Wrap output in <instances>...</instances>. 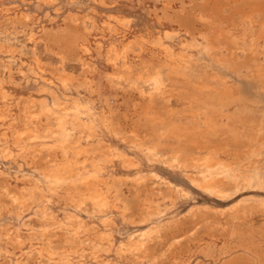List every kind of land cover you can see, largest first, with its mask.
<instances>
[{
    "label": "bare ground",
    "instance_id": "6f19581e",
    "mask_svg": "<svg viewBox=\"0 0 264 264\" xmlns=\"http://www.w3.org/2000/svg\"><path fill=\"white\" fill-rule=\"evenodd\" d=\"M25 1L26 0H0V16L17 19L21 24H27L26 21L30 17L33 25L36 24V16H29V13H31L32 10L36 11L39 9L38 11L40 12L43 11L40 10L41 8L53 9L55 12L66 10V18L69 20L70 24L74 25L75 30L83 32L84 35H86L88 32L94 31L92 34L94 37L97 36L96 31L99 29V27H101L96 23V21H100L103 25V35L100 37V39H96L94 42L95 44H93L95 46V53H97V55L100 57L98 66L91 69L90 71L88 70V74H84L82 76H73L67 73L63 67L64 59L61 56L59 57L60 66L51 67L44 63L42 59L36 56L34 51L31 50L30 55L27 57H18L19 59H22L21 64L19 63L21 68L19 71V76H17V78L12 81V83L9 81L0 80V126L2 128L0 129V158H4L3 160L7 158V163H5L3 166L7 164L9 166L10 164H13L12 166L15 169L14 172H16L18 168L22 170L23 167H26L25 171L24 169L22 170L24 171L23 173L17 172L18 176L15 173L16 178H20V180L18 184V190L11 192L12 196L10 198V204L13 208L16 218H19L24 211L27 213L30 209L33 211V214L38 216L36 224H30L31 222L28 220V218L25 221L24 219L26 217L23 219L24 222H21V225L24 226V228L33 231L32 234L26 236L29 240L31 237H39L43 239L46 234L54 232V230H65L67 234V237L64 238L65 243L68 239H72L74 242H76L77 239L80 240L86 238V240L89 239L90 241L98 244V246L102 245L103 248L98 247L97 250L92 248L88 249L90 253L95 255L102 252H104V254L111 252L114 250L116 246L115 244L117 243V249H115L118 250L119 253L125 251L129 255L145 258L148 255V252L154 249L153 245L157 242L159 237H162L166 231L175 229L182 219H184L183 217L187 219L186 222L192 221L195 217H210L214 222H216L217 225H220L224 216L228 217L229 222L226 223H233L240 218H244L246 212L254 211L258 208V210L262 209L261 211L264 212V203L257 205L254 199L248 198V200L245 198L236 200L227 208H221V211H219L220 207L218 208L216 206V208H218L216 209L215 207L210 206L208 203H203L202 205L196 204V206L189 207L186 211H184V215L181 214L182 217L169 215L167 219L163 220L165 214L163 216L161 215L162 217L157 219L158 225L152 227L147 226L148 229L140 230L143 232L141 233L140 239L136 241H134L135 236L131 234L128 237H117L115 235V231L117 230L116 227L121 225L120 227L122 229L120 228V232H122L123 227H126L125 222L127 221L128 225H132L134 221L140 225L146 224L148 221L150 222L151 219H155V217L158 218L161 213H169V210L175 209L178 205L179 207L181 205L183 206V203H186L185 195H191V193L194 191L196 194L199 193L200 195H204L205 197L207 196L208 198L227 201L234 197L235 194L245 189L260 187L264 188V177H262L260 174L259 166L257 164L260 161L259 157L263 154L264 143H257L256 139H252L249 142L246 141L248 143L244 145L239 144L238 141H233V139L222 143L214 140L215 145L213 147H209L211 143H208L210 145H208L205 150L196 151L193 148H188L182 149L180 151L181 148H178V150L174 149L175 151L173 150L170 152L168 157V153H161L158 150L156 145L157 143H146L135 136L129 138V141L125 142L124 139L119 137L120 134L112 121L111 115L117 105L114 99V94L116 93V87L121 83L122 80L128 79L131 81V73L133 70L129 65L128 59L130 55L135 57L133 53L134 50L140 49L141 47L134 44L135 41H129L128 39L119 41L116 38L120 30L129 29L130 25L134 23V19L138 18L136 16L137 14L126 10L127 8L123 9L122 7L124 5L121 7V3L120 5L118 4V0H80V3L78 2L79 4H75V2L72 4V1L79 0H61L62 5L57 4V1L60 0H37L36 7L32 10L30 9L29 12L26 10L25 5H27V2ZM16 4H19V6ZM131 8H133V6ZM60 13L61 12H59V14ZM99 13L101 15L104 13L105 15H98ZM45 16L47 17V15ZM53 17H55V15H53ZM60 17L62 18L63 16L60 15L59 18ZM182 22L184 24L190 25V21L187 19H183ZM141 25L142 29L135 33H139V39H147L150 45L156 44L158 54L161 56L162 61L165 64V68H169L174 71L185 67L186 59L191 52V49L189 48H193L195 45L185 44L183 46H174L167 44L165 41L171 38V34L174 33L176 29H173L172 26H169L168 24L165 25L161 23L159 19H145L141 21ZM6 33L3 32V34H0V50L1 48H5V44L7 42L6 38L9 36V33ZM34 35L35 34H33L31 28L27 33V40H29L30 43V39H34ZM133 35L135 34L133 33ZM202 40H204V38ZM100 41L103 42V45L100 44ZM31 44L33 45V43ZM88 44V42H82L78 45V62L81 63L82 66L86 67L89 65L87 60H89L91 53L90 49H92ZM203 44L205 45L206 43ZM26 45L23 47H26ZM249 45L250 43L244 44V47L249 48ZM20 47L22 46L20 45ZM102 48L104 49L102 50ZM198 49L201 48L199 47ZM11 51H13L12 47L9 48L7 53L9 54ZM148 54L146 57H148ZM17 56H12V59L14 58L16 60L15 57ZM12 62H14V60H12ZM14 63L17 64V62ZM136 64H138V62ZM131 65H133V63ZM163 66L161 64L147 65L146 67L139 69L134 77V80L131 81L133 85L142 82L141 80L144 81V86H141L140 88H133L138 97L141 99H146L147 102L150 103L156 101L159 98L160 94L163 93V86L166 80V74L164 73L165 70ZM146 83L148 84L146 85ZM211 87L209 88L211 89ZM214 87H212V89ZM203 88L207 87L204 86ZM215 88L218 90L217 87ZM189 101L192 102L193 100ZM18 103H21L19 107ZM199 103L200 102L198 101V104ZM195 113H197V111H195ZM225 115H227V113L224 114V116ZM193 116H195V114H193ZM221 120L224 121V119ZM219 125H221V122ZM150 126L157 131L163 129V124L160 122L152 123ZM197 128L199 127L197 126ZM226 129L227 128H225V130ZM221 130L222 129L219 131ZM155 132L156 131H154V133ZM191 136L193 139V135ZM222 137L220 139H222ZM227 138H230V136ZM179 140H181V138ZM1 167L2 166H0V169ZM5 170L3 172H5ZM1 173L2 171H0V174ZM165 174L169 177L173 174L177 175L179 176L177 177L179 180L181 177V182H179V180L176 182L177 179L174 176L176 179L174 182H176V187H178L176 188V191L163 198L158 197L153 192L149 195H146L138 202V214L135 217L129 215L126 208L127 204L125 205L123 202H121L117 195L115 181H117L118 177L129 179L132 185L138 186L141 182L146 181L147 178L153 179L154 177L159 176L164 177ZM13 176L15 175L13 174ZM182 179L185 182L182 181ZM161 180H163V178ZM4 192H6L5 189ZM248 201L251 203L247 204ZM191 205L194 204L191 203ZM68 206L71 207L68 208ZM166 206H168V209H166ZM60 207H64L62 208L64 210L61 213L59 212V214L58 208ZM179 207L178 209L181 208ZM74 208L79 212H83V214L90 216L94 215L95 213L102 215L105 218V220L103 221L102 219L101 222L102 228H93L90 225V223L93 222H86L82 220L81 215L78 214ZM2 210H5L4 205L2 206ZM177 210L175 212H177ZM9 213L11 214V212ZM153 214H155V217ZM32 216L33 215H31V217ZM8 219L9 218H6V220ZM95 224L97 225V223L92 225ZM0 229H2L1 226ZM6 231H8V229ZM0 233L2 234V232ZM168 235L170 236V234ZM15 240L17 239L15 238ZM69 243L71 244L70 241ZM230 245L231 244H229V246ZM20 246L21 245H19V248ZM40 246L41 245L39 244L38 249H40V251L37 249L39 251L40 257L43 256V252H45V256L49 260H53L54 264H80L83 259H80L81 255H78L80 252L77 253V250H74L75 248H51L50 246ZM34 247H36V244ZM85 247L83 246L81 249L84 250ZM0 249L2 250L3 248L0 247ZM81 249L78 248L80 251ZM9 254L10 253L8 252V257H10ZM98 256L100 255H97V257ZM10 258L8 259L10 260ZM17 259L20 260L19 258ZM93 259L94 258H91L92 261ZM13 261L15 262V260ZM11 262L12 261H10V263ZM14 262L13 264H15ZM85 262L82 264H86ZM89 264H92V262H89Z\"/></svg>",
    "mask_w": 264,
    "mask_h": 264
},
{
    "label": "rangeland",
    "instance_id": "374dc122",
    "mask_svg": "<svg viewBox=\"0 0 264 264\" xmlns=\"http://www.w3.org/2000/svg\"><path fill=\"white\" fill-rule=\"evenodd\" d=\"M36 1L37 0L25 1L27 2V5L25 6L28 12L30 11V9L32 10L36 7ZM125 1L118 0V4L120 5L121 3L120 5L121 7L123 5L125 6L122 7L123 9L127 8L126 10L131 11L134 14H137L136 16L138 18L134 19L135 24L134 23L131 24L129 29L120 30L116 39H118L119 41L127 40V39L129 41H133V42L135 41L134 44L141 47L140 49H135L133 52L136 57V60L135 57H132L131 55L129 56L128 59L129 65L132 67L133 70L131 73V81L134 80V77L136 73L139 71V69H142L147 65H159V64H161L162 66L164 65L163 68L165 70L164 73L166 74V80L163 86V93L160 94L161 97L159 96V98L156 101L153 102L151 101L152 103L147 102L146 99H141L140 97H138V95L135 93L133 89L134 87L140 88L141 86H144L145 84L143 80H141L142 82L139 83L137 82L138 84L133 85L131 81H129L128 79L127 80L124 79L116 87V93L114 94V99L117 105L113 111L114 115L112 113L111 116H112V121L116 126L117 131L120 134L119 137L121 139H124L125 142L129 141V138L135 136L146 143H150V144L157 143L156 145L158 147V150L161 153H168L167 156L174 149L178 150V148H181L180 151L182 149H188V148H193L196 151H202L205 150V148L208 147V145H210L208 143H211L209 147L211 146L213 147L215 145V141L222 143V142H228L233 139V141L235 142L238 141L239 144L244 145L249 141H251L252 139L254 140L256 139L257 143H264V44H263L264 43V39H263L264 38V0H125ZM57 2L58 5L62 3L61 0ZM73 2H75V4L78 2L80 3V0L72 1V4H74ZM16 5L19 6V4ZM29 6L32 8H30ZM132 6L133 8H131ZM38 10L36 11L32 10L31 11L32 14L29 13L30 14L29 16L32 15L36 16V20H35L36 24L33 25L30 17L26 21L27 24H21L17 19L14 18L11 19L6 16L3 17L0 16L1 18L0 34H3V32L4 33L7 32L6 34L9 33V36L6 38L7 42L5 44V48L3 49L1 48L0 50V59H1L0 80L9 81L12 83V81H14L17 78V76H19V71L21 68V65H19V63L21 64L22 59L21 58L19 59L18 57L19 56L27 57L28 55H30L31 50H33L36 56L40 57L44 63L48 64L51 67L60 66L59 57L60 56L63 57L64 59L63 67L65 68L67 73L73 76H82L84 74H88L87 73L88 70L90 71L91 69L96 68L98 66V61L100 57L97 55V53H95V46L93 44H95L94 42L96 39L97 40L100 39V37L103 35V31H102L103 25L100 21H96V23L101 27H99V29L96 31L97 36L94 37L92 35L94 31L88 32L86 35H84L83 32L79 30L78 31L75 30L74 25L70 24L69 20L66 18L67 16L66 10H62L63 12L61 10L55 12L53 9H43V8L40 9L43 10L41 12ZM59 12L61 13L59 14ZM44 14L47 15V17ZM53 15H55L56 18L53 17ZM60 15L65 18L63 17L59 18ZM98 15L101 14L99 13ZM104 15L105 14L103 13L101 16ZM145 19H150V20L159 19L161 23L165 25L168 24L169 26H172L173 29L174 28L176 29L174 32L175 35L174 33H172L171 38L165 41L167 44L174 46H179V45L183 46L185 44L195 45V47L189 48L191 49L190 50L191 52L186 59L184 68L178 69L179 71L178 70L173 71L172 69L165 68V64L163 63L161 56L158 54L156 44L154 45L151 44L153 45L151 46L148 43L149 41L147 39L145 38H142V40L139 39L138 37L139 33H135V32H138L140 29H142L141 21ZM183 19L189 20L190 25L184 24L182 22ZM39 23L41 26L39 25ZM31 28L33 34H35L34 39L33 38L30 39L33 45L30 43L29 40H27V33ZM133 33L135 35H133ZM179 33L182 34L180 35ZM186 37L188 38V40ZM201 38L202 39L204 38V40H202ZM82 42H88L89 43L88 45H90L92 48L90 49L91 53L89 56V60H87L89 63L87 67L82 66L81 63L78 62V54H79L78 45ZM100 42H101L100 44L103 45V42L102 41ZM19 43L22 47H20ZM203 43H206L207 46L206 44L204 45ZM248 43H250V45L248 46L249 48L247 47L245 48L244 44H248ZM25 45L26 47H23ZM10 47L13 48V51H11V53L9 52L8 54L7 51L9 50ZM199 47L201 49H198ZM103 49L104 48H102V50ZM142 52L144 55L142 54ZM147 54L148 57H146ZM12 56L13 57L17 56L15 57L16 60L14 58L12 59ZM12 60H14V62H17V64L12 62ZM135 62L136 63L138 62V64H136ZM132 63L133 65H131ZM147 84L148 83H146V85ZM204 86L207 88H203ZM208 86L209 87L215 86L218 88V90L215 87L213 89L211 87L210 89ZM189 100H193V101L191 102ZM198 101L200 102L199 104ZM20 104L21 103H18V107L20 106ZM197 105L200 107H198ZM209 109L213 111L211 112ZM195 111H197V113L199 114L195 113ZM225 112L227 113V115L224 116V114H226ZM193 114H195L196 117L193 116ZM221 119H224V121ZM157 122L163 124L162 127L163 129L157 131L154 128H151L150 125L152 123H157ZM220 122L222 126L219 125ZM196 124L199 128H197ZM222 127L223 128L225 127L227 129L225 130V128L223 129ZM0 129H2L1 126ZM191 129L193 132L191 131ZM220 129H222L223 131L222 130L219 131ZM154 131L160 133L159 134L156 132L154 133ZM184 134L187 135L188 137L185 136ZM191 135H193L194 140L192 139ZM226 135L227 137L230 136V138H227ZM221 137L222 139H220ZM180 138L181 140H179ZM3 159L4 158H0V166H2L0 169V171H2V173L0 174V182H1L0 183V212H1L0 226L2 227V229H0L1 230L0 232H2V234L0 233V244H1L0 247L3 248L2 250L0 249V264H13L14 262L13 260H15L14 262L15 264L18 263L19 264H23V263L24 264H47V263L54 264L53 260H49L45 256V252H43L44 257L43 256L40 257L39 255L40 249H38L39 244L41 246H50L51 248H60V247L62 248L71 247L73 249L75 248L74 250L75 251L77 250V253L80 252V254L78 253V255H81L80 259L83 258L80 264L84 263L85 261L86 264H89V262H92V264H107V263L112 264L113 262L115 264H177V263L183 264L185 262L184 264H187L188 261H189L188 264H255V263L264 264V212L261 211L262 209L258 210L259 208L254 211L246 212L244 218H240L234 221L233 223H226L229 222L228 217L224 216V218L222 219V223L220 225H217L216 222H214L213 219H211L210 217H195L190 222H186L187 219L183 217L184 219H182V221L177 225L175 229H170L166 231L162 237H159L157 242L153 245L154 249L150 250V252H148V255L145 258L129 255L125 251H123L124 253L123 252L119 253L118 250H116L117 249L116 246L118 245L117 243L115 244L116 249L114 248V250H112L111 252L105 254L104 252H102L100 254L95 255L93 253H90L88 249L92 248L94 250H97V248L98 247L101 248L102 245L98 246V244L94 243L93 241H90L89 239L86 240V238L80 240L77 239L76 242H74L72 239L70 240L68 239L71 242V244L69 243L68 240H66L65 243L64 238L67 237L65 230L62 231L54 230V232L46 234L44 236L45 238L43 237V239L39 237L37 238L31 237L32 240L31 239L29 240L26 236L32 234L33 231L24 228V226L21 225V222L26 217L24 219L25 221L28 218V220L31 222L30 224H36L38 220V216L33 214V211H31L30 209L27 213L26 211H24L19 218H16V215L10 204V200H11L10 198L12 196L11 192L18 190V186H19L18 184L20 178H16V174L17 172L23 173L26 170V167L22 168V170L24 169V171L18 168L17 171L14 172L15 169L12 166L13 164L12 165L10 164L9 165L10 167L8 166V164L3 166L5 163H7L6 161L7 158H5V160ZM259 160L260 161L257 163L259 166V172L262 175V177H264V150H263V154L259 157ZM2 169H4L5 172H3L4 170ZM13 174L15 176H13ZM172 176H170L172 179L168 175L166 176V174L164 175V177L163 176L154 177L155 179L147 178L146 181L141 182L138 186L132 185L129 179L118 177L117 181H115L116 191L121 202H123L125 205L127 204L126 205L128 211L127 213L135 217L139 212L138 202L142 200L143 197L149 195L152 192L156 194L158 197L163 198L166 197L168 194H172L174 191H176V188L178 187H176L175 183L178 182L179 179L177 177L179 176L174 174ZM174 176L177 179L176 182H174L176 180ZM162 178L164 181L161 180ZM182 181L184 180L182 179ZM179 182H181V177ZM4 189L6 190V192H4ZM187 196L185 195L186 198L183 197L186 199L185 200L186 203H183V206L182 205L180 206L181 208L179 207V205L176 207L177 209L178 207L180 209L177 210L175 208L169 210V213L168 212L161 213L158 216V218H156L155 214H153L155 219H151L150 222L148 221L146 224L140 225L134 221L132 225L131 224L128 225V221H127L125 222L126 227H123L122 232H120L121 225L116 227L117 230L115 231V235L117 237H125V236L128 237L131 234L135 236L134 241H136L140 239L141 233L143 232V231L141 232L140 230L148 229L147 226L152 227L158 225L157 219H159V217H162L164 214L166 216L164 215L163 220L167 219L169 215L182 217V215H184V211H186L189 207L196 206V204L202 205L203 203L205 204L208 203L212 207L215 208L216 206L218 208L220 207L219 211H221L220 210L221 208L222 209L227 208L230 204H233L236 200L242 198L243 199L248 198V199H254L258 205L264 203V188L260 187V188L245 189L241 192H238L237 194L234 195V197H232L230 200L227 201L208 198L207 196L205 197L204 195H200L199 193L196 194L195 191L192 192L191 195L189 194ZM191 203L194 205H191ZM249 203L251 202L248 201L247 204ZM3 205L5 206L6 211L2 210ZM70 207L71 206H68V208ZM167 207L168 206H166V209H168ZM62 208L64 207L58 208V213L63 212L64 209ZM75 210L77 211L78 214L81 215L82 220L86 222L89 221L93 222L90 223V225L93 228H98V229L102 228L101 227L102 219L103 221L105 220V218L102 215L95 213L94 215L90 216L87 214H83V212H79L77 209ZM176 210L178 213L175 212ZM9 212H11V214ZM31 215L33 216L31 217ZM97 215L100 216L98 217ZM6 218L9 219L6 220ZM94 223H97V225L96 224L92 225ZM7 229L8 231H6ZM139 231L140 233L138 234ZM4 233H6L7 236ZM15 234H17L18 236ZM168 234H170V236ZM15 238L17 240H15ZM35 244L36 247H34ZM229 244L231 245L229 246ZM19 245H21L20 248L22 250L19 248ZM80 245L81 246L83 245L84 247L86 246L84 250L81 249L83 248V246L81 247ZM76 246L79 249H81V251L78 250ZM85 250L87 251V253ZM196 251L198 254H200L201 252L202 253L198 255ZM8 252L10 253L9 255L11 258L8 257ZM117 253H119L120 255ZM97 255L100 256L97 257ZM7 257L10 258V260ZM17 258H19L20 260H18ZM91 258H94L93 261L91 260ZM10 261L12 262L10 263Z\"/></svg>",
    "mask_w": 264,
    "mask_h": 264
}]
</instances>
